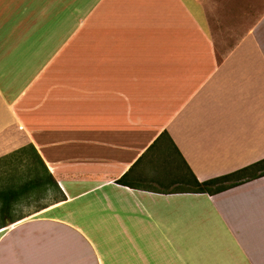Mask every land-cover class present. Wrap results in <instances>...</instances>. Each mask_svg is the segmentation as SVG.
Segmentation results:
<instances>
[{
  "label": "crops",
  "instance_id": "1",
  "mask_svg": "<svg viewBox=\"0 0 264 264\" xmlns=\"http://www.w3.org/2000/svg\"><path fill=\"white\" fill-rule=\"evenodd\" d=\"M28 146L64 198L0 264H264V177L172 193L264 160V0H0V157Z\"/></svg>",
  "mask_w": 264,
  "mask_h": 264
},
{
  "label": "trees",
  "instance_id": "2",
  "mask_svg": "<svg viewBox=\"0 0 264 264\" xmlns=\"http://www.w3.org/2000/svg\"><path fill=\"white\" fill-rule=\"evenodd\" d=\"M159 142L171 147L182 160L166 133L149 150H153ZM189 173L190 177L182 179L172 193L214 196L244 182L264 177V160L232 174L204 182H199L190 170ZM118 184H125L124 179L119 180ZM60 198H64L61 189L33 146L0 157V230L48 208L52 201Z\"/></svg>",
  "mask_w": 264,
  "mask_h": 264
},
{
  "label": "rangeland",
  "instance_id": "3",
  "mask_svg": "<svg viewBox=\"0 0 264 264\" xmlns=\"http://www.w3.org/2000/svg\"><path fill=\"white\" fill-rule=\"evenodd\" d=\"M32 210V209H31ZM25 211H28V210H25Z\"/></svg>",
  "mask_w": 264,
  "mask_h": 264
}]
</instances>
